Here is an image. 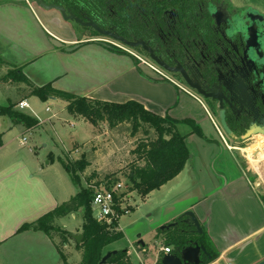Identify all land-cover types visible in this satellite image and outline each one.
I'll return each mask as SVG.
<instances>
[{
    "label": "crops",
    "instance_id": "crops-1",
    "mask_svg": "<svg viewBox=\"0 0 264 264\" xmlns=\"http://www.w3.org/2000/svg\"><path fill=\"white\" fill-rule=\"evenodd\" d=\"M245 1L264 12V0ZM78 31L75 22L66 21L60 11L40 7L34 0H0V56L16 67H22L23 73L35 85L51 83L55 89L107 102L133 100L155 114L169 115L177 120L190 119L197 125L208 117L206 108L190 90L174 81L162 79L133 55L107 48L96 36L89 37L85 30ZM51 37L63 42L64 46H54ZM73 45H78V48L67 51L66 47ZM22 100L30 104L29 112L22 109L24 113L45 122L33 108L35 103L32 104L29 98ZM64 102L66 107L67 102ZM47 107L50 110L46 111L50 112L51 107ZM199 108L204 112L202 115ZM0 115L6 120L0 129V248L16 238H21L20 243L13 247L26 248L22 241L36 239L37 249L32 246L24 251L25 254L44 258L49 247L59 253L57 244L44 231L19 230L65 202L71 192L70 184L64 173H58L59 182L52 180L51 174L37 161L22 156L5 143L7 134L15 130L24 135L20 142L25 146L28 141L26 133L34 131L37 126L28 129L24 123H16L8 115ZM51 119L52 116L48 117ZM181 126L189 127L186 124ZM190 131L189 137L198 135L192 133V129ZM24 139L26 144L22 143ZM208 145L222 150V145ZM194 155L192 158H197ZM207 157V160L198 159L204 167H210V173L204 177L202 173L183 175L181 172L156 189L166 190L172 184L167 193H162V200L166 201L165 211L152 229L157 237L166 238L168 229H161L160 234L157 229L192 210L219 251L220 255L213 263L256 264L264 259V195L257 187L260 183L252 181L243 168L229 167L227 161L214 154L213 148L211 156ZM125 203L126 200L123 205ZM70 234L73 237L74 234ZM193 234L196 238L198 233ZM141 241L133 250L127 248L131 264L133 254L140 264H156L158 258L166 253L163 247L170 246V253L175 251L176 244L169 243L168 238L159 246ZM113 250L116 249L106 247L107 252Z\"/></svg>",
    "mask_w": 264,
    "mask_h": 264
},
{
    "label": "rangeland",
    "instance_id": "rangeland-1",
    "mask_svg": "<svg viewBox=\"0 0 264 264\" xmlns=\"http://www.w3.org/2000/svg\"><path fill=\"white\" fill-rule=\"evenodd\" d=\"M75 29L77 31L85 30L84 33H87L89 37L96 36L98 39L101 38L102 41L109 39L96 34L92 27H85L77 22H75ZM110 41H113L114 44L112 43L111 45L116 47L115 50L119 52L122 51L123 53L130 54V51H133L128 48V50H125L124 47L121 46L122 44L114 40L110 39ZM133 52L137 53L148 62L152 61L148 59L147 56L143 55V53L137 51ZM10 69V67L0 63V107L8 106L12 103L15 104L13 110L23 112L19 107V103L22 99L29 98L32 104L35 103L33 108L45 119V122L36 118L38 120L37 127L34 126L36 127L34 131L26 133L25 137L28 141L25 146L21 145L20 142V138L24 135L15 130L7 134L5 143L22 156H29V158L31 157L33 160L37 161L39 165L46 169L47 173L51 174L50 178L52 180L59 182L58 173H64L71 187V192L66 198V201L74 196L80 187L74 185L60 162V159H64L67 163L73 164L84 157L85 161L90 163L82 173L80 171L77 172L81 178V186L85 189L90 188V183L101 184L107 181H110V185H114L116 182H122L126 186V190L124 191L129 197L123 207L133 209L128 213L124 212L120 216L118 227L124 232V236L109 244L107 248H115L116 250L128 248L133 250L135 244H139L140 240L148 242L153 246H159V244L165 242L167 238L169 239V243L175 246L173 242L174 227L167 230L166 238L157 237L158 235H156V232L152 229L154 222L160 218L162 211H165L164 205H166V201L162 200L164 198L162 193L164 191L167 193V189H169L172 184L166 188V190H155L148 196L143 197L137 190L133 189V183L129 179L131 170L137 164H143L138 159V146L143 141L149 142L155 139L157 137L155 130L146 124L137 130L134 128L133 123L130 122L120 123L113 127L110 126L108 122L92 124L89 120L81 116L70 114L65 107L64 100L42 101L40 98L31 96V88L29 86L17 82L7 75ZM160 77L164 80H170L163 76ZM47 106L51 107L50 112L46 111ZM198 110L201 115L204 113L200 108ZM25 111L29 112V109L26 108ZM51 116L52 119L48 120V117ZM3 121L6 120L0 115V129H2V124H4ZM200 125L205 137H200L198 135L188 137L191 155L195 156L194 154H196L197 158H192L188 161L185 169L182 171V173H184L183 175H185V173H202L204 177L206 173H210V167H204L202 165L203 163L198 159L201 157V160H207L209 158L207 156H211L213 148L214 154L224 161H227L229 167L236 170H242L243 168V170L250 175L252 181L256 183L259 182L260 185L257 187L260 193L264 195V144L261 150L256 153L258 156V163L256 164L245 151L248 146L256 144L260 138L264 139V137L262 135L254 136L251 141L252 144L249 145H242L228 140V143L225 142V144L221 146L222 150L219 151V149L215 148L216 144L214 145L215 142L212 140L214 137H217V133L211 121L206 118L204 121L200 122ZM29 128L33 127H28V129ZM7 130L8 129H5V132H7ZM179 130L182 133L191 134V128L188 126H179ZM208 143L213 144L215 147L209 146ZM30 149L32 152H30ZM259 154L263 157H259ZM84 213L85 210L82 209L76 211L74 214L59 218L56 220V225L73 234H79L78 232L82 233ZM95 215L96 212H94V217ZM162 226L163 225L157 229L158 234H160ZM53 237L54 242L58 244L59 248L64 253L66 263L62 260L59 253L51 247L47 249V254H45L46 256L44 258H33L34 254H25L24 251L31 249L32 246L33 249L36 250V239L22 241L27 247L15 249L16 247H13V245L16 243L18 247L21 239L16 238L17 240H12L0 248V264H46L45 262L48 264H54V262L55 264H80L82 260V251L77 249V241L71 236L68 245H63L61 233L54 232ZM16 251H20V253H16ZM106 253L105 247L103 255ZM131 259L133 264H140L135 254H133Z\"/></svg>",
    "mask_w": 264,
    "mask_h": 264
},
{
    "label": "flooded vegetation",
    "instance_id": "flooded-vegetation-1",
    "mask_svg": "<svg viewBox=\"0 0 264 264\" xmlns=\"http://www.w3.org/2000/svg\"><path fill=\"white\" fill-rule=\"evenodd\" d=\"M81 1V17L92 20L93 16L100 27L129 41H144L160 61L176 69L160 67L142 45L131 47L94 29L109 38L105 42L110 45L111 39L143 53L169 79L193 92L217 133L214 144L230 140L249 145L254 136L264 137V12L255 5L245 0H156L158 13L148 0H141L139 9H135V0H95L97 9L90 12L89 0ZM158 14L155 25L147 23L136 31L135 17ZM119 16L130 18L125 30L112 24ZM244 51L246 57H241ZM223 113L231 133L223 124ZM253 129L261 132L247 136Z\"/></svg>",
    "mask_w": 264,
    "mask_h": 264
},
{
    "label": "trees",
    "instance_id": "trees-1",
    "mask_svg": "<svg viewBox=\"0 0 264 264\" xmlns=\"http://www.w3.org/2000/svg\"><path fill=\"white\" fill-rule=\"evenodd\" d=\"M46 3H55L71 9L76 15H80L81 0H44ZM95 0H89V11L97 9ZM150 8L160 9V3L156 0H148ZM141 0H135V9H139L142 5ZM159 13V12H158ZM91 14V13H90ZM129 17L114 18L113 25L120 30L126 29V22ZM92 20H96L92 16ZM159 20L157 17L150 18H134L136 31L141 30L143 25ZM102 27H105L102 25ZM96 32V31H95ZM97 34V32H96ZM122 52V51H120ZM0 63L10 67L7 75L17 82L24 83L31 88V96H37L42 101H47L50 98H60L67 102L66 109L72 115L81 116L92 124L98 122H108L110 126H116L120 123H133L137 130L143 125H148L154 129L157 137L149 142L143 141L137 148L139 153L138 159L143 164H137L130 172L129 179L133 183V189L137 190L143 197L148 196L152 191L160 188L178 174H180L186 164L190 160L191 149L188 143V133H182L179 130L181 125H189L192 133H196L201 137H205L202 129L193 120H177L169 115L161 116L155 114L137 101H128L125 103H115L92 99L85 96H80L65 91L55 89L51 83L44 86L35 85L22 71V67H16L9 61L0 56ZM15 104L10 103L8 106L0 107V114H5L11 117L16 123H24L27 127H34L38 124V120L26 113L13 110ZM84 158V157H83ZM80 159L75 163H67L64 159H60L64 169L71 177L73 183L80 187L76 195L72 196L68 201L57 206L53 211L42 216L33 223L25 224L19 231L34 229L44 231L52 240L53 233L59 232L63 238V245H68L70 232L61 229L56 225V220L66 217L81 208L85 210L83 223V239L81 243H77V249L82 251V260L80 264H99L103 255V250L112 242L121 239L124 234L118 228V221H114L112 225H107L97 221L94 217L92 208V200L94 191L91 188L85 189L81 186V178L77 173L84 171L90 164L84 159ZM110 186V181L106 182ZM179 222L175 227L173 242L184 244L185 240L190 238L204 244L207 251L212 255V260L219 257V251L210 239L207 231L203 234L193 236V226L184 223L183 219H177ZM187 230L188 236L179 234V230ZM58 246V244H57ZM58 250L62 260L66 263V257L58 246ZM211 261H208V263ZM107 264H131L128 257V249L119 250L113 254L107 261Z\"/></svg>",
    "mask_w": 264,
    "mask_h": 264
},
{
    "label": "water",
    "instance_id": "water-1",
    "mask_svg": "<svg viewBox=\"0 0 264 264\" xmlns=\"http://www.w3.org/2000/svg\"><path fill=\"white\" fill-rule=\"evenodd\" d=\"M34 3H36L38 6L43 7L45 9H56L60 11L62 17L66 21H74L77 22L85 27H92L95 29L100 35L110 37L112 39L118 40L122 42L123 44H126L131 47H137L142 45L144 50L148 51L150 53V57L153 61H155L160 67L165 68L168 71H176L175 68L169 67L166 63L160 61V59L154 54L151 47H149L144 41H129L128 39L124 38L123 36L119 35L116 32H113L111 30H106L100 27L98 24H96L93 20L89 18H84L81 16L76 15L71 9H68L64 6L55 4V3H46L44 0H34ZM51 43L56 47H63L64 43L60 42L58 39H55L53 37L50 38ZM101 44L107 48H113L112 45L108 44L105 41H99ZM78 48V45H73L70 47H66L67 51H73ZM256 50H254V57H257ZM246 57V52H243V56ZM193 87V86H192ZM223 124L226 128V130L231 133V129L228 127V125L225 122L224 119V113H223ZM261 131L256 130H250L247 133V136H251L252 134L258 133ZM264 134V131L262 132ZM190 158H192V155H190ZM179 219H183L184 223H187L191 226H193V230L191 232L203 234L204 233V226L200 222L199 218L197 217L196 213L192 210H188L184 212V214L179 217ZM178 221L163 225L161 227L162 230L169 229L171 227H176L178 225ZM187 230H179V234L183 236H188ZM73 238L77 241V243H81L83 239V234H74ZM144 243L143 241H141ZM118 250H113L107 252L101 259L99 264H107L108 259L113 255L116 254ZM205 257V258H204ZM208 261H211L208 263ZM214 260H212V255L207 251L204 244H200L198 241L194 239H186L184 244H177L175 246V251L173 253H164L162 254L156 264H218L213 263ZM256 264H264V259L260 260Z\"/></svg>",
    "mask_w": 264,
    "mask_h": 264
},
{
    "label": "built area",
    "instance_id": "built-area-1",
    "mask_svg": "<svg viewBox=\"0 0 264 264\" xmlns=\"http://www.w3.org/2000/svg\"><path fill=\"white\" fill-rule=\"evenodd\" d=\"M113 42V41H110ZM125 50H128L124 47ZM130 54L133 55L141 64L148 66L152 69L159 77L163 76L169 79L167 74L155 64L153 61L148 62L144 60L137 53L130 51ZM171 81H174L170 79ZM175 82V81H174ZM176 83V82H175ZM19 107L21 109L30 108V104L27 100H22L19 103ZM50 110L49 107L46 109ZM23 144H26V139L23 140ZM89 187L94 191L93 200H92V208L94 212H96L95 218L97 221L101 223H105L107 225H112L114 221H119L120 216L125 212H130L129 208H124L123 203L128 199L125 189V185L122 182H116L114 185L108 186L107 183L101 184H89ZM119 229V227L117 228ZM163 250L166 253H170L172 248L170 246L163 247Z\"/></svg>",
    "mask_w": 264,
    "mask_h": 264
},
{
    "label": "bare ground",
    "instance_id": "bare-ground-1",
    "mask_svg": "<svg viewBox=\"0 0 264 264\" xmlns=\"http://www.w3.org/2000/svg\"><path fill=\"white\" fill-rule=\"evenodd\" d=\"M264 144V139H259L256 144H253L251 146H248L245 151L248 153V155L251 157L252 161L256 164L258 163V156L256 155L257 152H259L261 150V147ZM262 155L259 154V157H261ZM263 157V156H262ZM260 160V158H259Z\"/></svg>",
    "mask_w": 264,
    "mask_h": 264
}]
</instances>
